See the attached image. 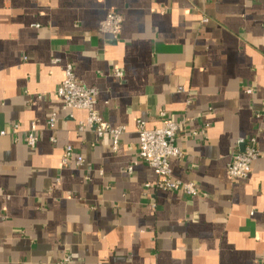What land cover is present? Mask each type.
Returning a JSON list of instances; mask_svg holds the SVG:
<instances>
[{
	"label": "crops",
	"instance_id": "1",
	"mask_svg": "<svg viewBox=\"0 0 264 264\" xmlns=\"http://www.w3.org/2000/svg\"><path fill=\"white\" fill-rule=\"evenodd\" d=\"M67 64L126 127L117 150L57 97ZM139 120L182 123L172 178L196 196L157 186ZM256 134L252 174L230 179ZM0 264H264V0H0Z\"/></svg>",
	"mask_w": 264,
	"mask_h": 264
},
{
	"label": "built area",
	"instance_id": "2",
	"mask_svg": "<svg viewBox=\"0 0 264 264\" xmlns=\"http://www.w3.org/2000/svg\"><path fill=\"white\" fill-rule=\"evenodd\" d=\"M123 21L121 13L116 10H109L100 23V31L118 39L122 32ZM115 75L122 76L123 72L116 69ZM56 95L62 101L65 109L85 110L87 112L86 120L79 122V132L89 129L99 137L106 134L111 135L114 149H118L120 137L125 133L126 127L113 128L101 116L96 108L98 89L85 85L76 75L72 64L65 66L64 78L56 90ZM162 115H165V112H162ZM56 124L57 115L53 113L49 119V128L55 130ZM181 125V122L167 121L160 128L149 129L145 121L139 120L137 122L139 155L143 162L154 169L158 179L157 186L160 189L180 191L189 196H196L199 193V188L194 182H182L172 178L171 160L183 155L181 149L176 145ZM17 128V125L13 126L14 132ZM204 131L202 134H205ZM1 134H6V131H2ZM38 139L37 123L32 122L28 135L29 146L36 147ZM51 140L56 142L55 137H51ZM238 144H244V149L242 151L235 149L227 166V174L232 180L248 178L252 174L254 163L260 156L257 134L248 138H240L237 141ZM74 156L76 157V164L81 166L84 163V158L75 152L73 146L68 145L64 151L63 164L66 165ZM65 261H70V257L67 256Z\"/></svg>",
	"mask_w": 264,
	"mask_h": 264
}]
</instances>
